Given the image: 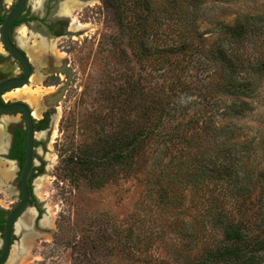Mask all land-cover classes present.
Masks as SVG:
<instances>
[{
  "label": "rangeland",
  "instance_id": "rangeland-1",
  "mask_svg": "<svg viewBox=\"0 0 264 264\" xmlns=\"http://www.w3.org/2000/svg\"><path fill=\"white\" fill-rule=\"evenodd\" d=\"M62 1L59 9L77 24L57 46L73 70L64 98L44 113L42 96L54 88L37 74L25 85L39 93L35 106L5 97L23 99L38 112L36 123L46 120L34 133V166L42 170L5 264H193L223 244L228 219L251 242L263 239L264 68L254 72V57L264 65V0H196L181 38L174 34L186 0H145L146 44L154 50V41L168 42L181 52L172 56L176 63L160 65L154 53L139 56L140 37L130 30L138 27V0ZM239 17L256 21V30L232 43L225 29ZM218 42L234 55L245 51L244 93L219 90ZM170 131L188 137L170 146ZM142 132L149 136L140 142ZM215 163L227 168L219 177L230 176L210 175ZM7 178L0 181L2 216L19 201ZM256 255L264 264V249Z\"/></svg>",
  "mask_w": 264,
  "mask_h": 264
},
{
  "label": "flooded vegetation",
  "instance_id": "flooded-vegetation-1",
  "mask_svg": "<svg viewBox=\"0 0 264 264\" xmlns=\"http://www.w3.org/2000/svg\"><path fill=\"white\" fill-rule=\"evenodd\" d=\"M17 2L18 0H0V85L5 82L24 78L27 71L28 76L21 85L8 86L4 87V89L0 88V102L3 105H9L15 102L25 103L23 99L14 98L9 100V98L5 99V97H7V94L25 87L33 74H37L40 79L49 80V83L53 84L52 88H54V90L49 91L48 94H44L42 99H44V96L54 93L62 86L67 77L66 73L62 72V70L67 67L70 68V60L68 57L61 56L57 53V46L62 43V38L64 36L76 33L77 31L75 27L77 24H74L75 20L71 18L70 13L66 11L62 12L59 9L61 8L60 4L64 1L24 0L21 10L8 25L7 38L10 44L26 59L28 64L27 69L25 63L16 57L8 48L3 38L5 18L10 14ZM84 2H86V0H78L76 4H83ZM70 69L72 70V68ZM37 97L40 96L37 95ZM42 104L44 107L42 111L44 113L47 109L55 106H47L44 100H42ZM26 105L28 106V104ZM31 113L33 115L32 111ZM1 114L4 115V118L0 119V122L3 124L0 128V170H2L4 164H7L6 169L8 168V170L5 171L6 173L4 174L0 173V181L6 180L8 177L6 185L7 190L9 192L11 191V193H14L15 186H17L19 190V203L22 197L20 180L21 171L23 170L26 160L28 127L22 110L8 112L0 109V115ZM14 114H19V117L16 119ZM42 119L45 118L43 117ZM33 128L35 133L40 130V128L36 126L35 121L33 122ZM43 128H41V130ZM35 139L36 138H34L33 144L32 165L26 177L28 188L27 204L33 200V177L42 170L41 167L35 168L34 166V149L37 143ZM0 212L2 211L0 210ZM23 212L18 215V217L21 216ZM7 216L3 215L2 217L5 218V221L0 223L3 224V239L0 247V254L3 247L4 226ZM16 222L17 221H14V224H16ZM14 230L15 228H13V233L11 235V245L15 241Z\"/></svg>",
  "mask_w": 264,
  "mask_h": 264
},
{
  "label": "trees",
  "instance_id": "trees-1",
  "mask_svg": "<svg viewBox=\"0 0 264 264\" xmlns=\"http://www.w3.org/2000/svg\"><path fill=\"white\" fill-rule=\"evenodd\" d=\"M186 1L182 3V7L186 8L185 10H183L184 11L183 14L182 13L177 14L178 19H179L178 23L180 25L178 26L179 27L178 32L175 31L176 33L174 35L176 36V34H178L179 38H181L179 34L180 32L184 33V31H186L187 33H189V31L191 30V26L193 24L192 11L195 12V10H197L195 8L196 0H189V2H186ZM136 6H138V9H139V12H138L139 14L137 13L136 15L138 27L135 28L132 25L130 26V30L135 31L136 33L135 35L137 39L140 37L141 52L139 56L140 57L149 56L151 53H154V56H155L154 62L157 61L159 65H160V62L165 63V62H168L169 60L171 61V63H173L174 58L172 56H176L178 58L181 52H179L178 49L176 50V52L171 51L170 49H172L171 46L173 45L168 44V42H162L161 44H158L156 42L157 40L154 41V50H152L153 49L151 48L152 46L146 44V39L148 35L147 33L148 22L147 21H148V15L150 13V10H149L147 3H145V0L136 1ZM161 17H162L161 15L157 16L154 12V23L157 24L158 22H161L160 20ZM255 24H257V22L253 20L251 21L249 17H246L244 20H242L241 17H239L236 24H233V26H230L225 29V33H227L226 40L232 43L233 41L235 43L242 42L245 39L246 35H249L256 30V29H253V26H255ZM157 27L161 28V24L158 23ZM182 27H184V29ZM156 33H159V32L157 31ZM216 44L217 46H216L215 57L220 62V67H221V71L219 72V76H218L219 78L218 81L220 82V84H218L219 90L229 95H233V94L236 95V94L244 93V85L246 84L245 83L246 80H248L247 78H249V77H244L245 51H244V54H240V56H238V55H234L232 51H231L232 53H230L224 47V44L220 42ZM176 57H175L174 63L177 62ZM249 60H251L250 57H249ZM254 60H255L254 72H257V70H262V68H264V65H261L262 62L258 61V57L257 58L254 57ZM132 85L133 86L130 85V87H133V92L137 91L138 96H139L141 88L135 87V84H132ZM132 97L133 96L131 95L130 98ZM209 98L210 97H208V99ZM206 101L208 103V100ZM235 106H236L235 108L237 109L240 106H242V104L235 105ZM188 122L193 123L194 121L189 120ZM45 124H46V120L42 119L40 122L36 123V126H38L41 130V128L45 127ZM143 132H142L143 137L141 136L142 138L140 142H142L143 139L145 141L147 136H149L148 133L147 135H145V133ZM177 133L175 131H170V134L164 133L165 138L167 139L163 141L166 143L169 142L168 145L170 146L171 145L174 146L178 143V141L183 140L182 137L184 136L188 137L186 132L185 133L177 132ZM156 134L159 136L161 135L160 133H156ZM184 140L187 141V139H184ZM115 151L113 152L112 157L114 158L123 157V155H119V153ZM192 164L193 166H195L197 163L196 161H192ZM214 168H217L218 170L212 169L210 175H212L213 172H217L216 176H214L216 177V180L223 178V177L230 176V172H229V176H227V174H224L223 177H219L221 176V170H223L224 168L225 170H227V168L223 167L221 163L220 164L215 163ZM156 173L157 171L155 172V175ZM159 173L161 175L164 174L162 170H159ZM178 173H181V169L179 168V166H178ZM178 173H173L174 178L177 177L176 175H178ZM198 175L201 176L204 174H202L201 172V174L199 173ZM4 221H5V218L2 217V213L0 212V223ZM227 221L228 222H226V224H223V240H222L223 244L214 246L209 251L207 250V252H205V256H201V259L197 260L193 264H259L260 263L259 256H257L256 254H258L259 251L264 249V237L263 239H257L255 243H253L251 242V240H253L254 237L247 238V236L241 232V225L239 222L237 221L234 222V219H231V220L228 219ZM260 225L263 228L262 229V232H263L264 231V219H261ZM0 229L1 230L3 229V224H0ZM259 234L260 233L254 236L258 238Z\"/></svg>",
  "mask_w": 264,
  "mask_h": 264
},
{
  "label": "water",
  "instance_id": "water-1",
  "mask_svg": "<svg viewBox=\"0 0 264 264\" xmlns=\"http://www.w3.org/2000/svg\"><path fill=\"white\" fill-rule=\"evenodd\" d=\"M23 4H24V0H18L17 4L12 9L10 14L5 18L4 27H3V38L8 48L16 55V57H18L21 61L25 63L28 69V64L26 62V59L10 44L7 38L8 25L13 20V18L17 15V13L21 10ZM62 72L66 73L67 75L66 81L64 82V84L57 91H55L52 94L44 96V99H42L44 100L47 106H54L59 101H61L63 99V96L66 90L69 87V84L73 80L72 70L70 68L68 67L64 68ZM27 76H28V71L24 78L19 79V80H14V81L12 80L9 82H5L4 84L2 83L0 85V88L4 89V87H8V86L21 85L25 82V80L27 79ZM0 109L3 111H8V112L22 110L24 112L26 124L28 127L26 160L24 163L23 170L21 171L22 174H21V180H20L22 197H21L20 202L17 204V206L14 209H12V211L8 214L6 218L5 226H4V240H3L2 252L0 254V264H5L6 261L9 259V255L11 251V248H10L11 247V243H10L11 235L13 233V228L16 227V224H14V221H16L20 217V216L18 217V215H20L24 211L26 204H27V200H28V188H27V183H26V177L32 165L35 131L33 128L34 121H33L32 113L29 107L25 103L15 102L13 104L3 105L0 102Z\"/></svg>",
  "mask_w": 264,
  "mask_h": 264
},
{
  "label": "bare ground",
  "instance_id": "bare-ground-1",
  "mask_svg": "<svg viewBox=\"0 0 264 264\" xmlns=\"http://www.w3.org/2000/svg\"><path fill=\"white\" fill-rule=\"evenodd\" d=\"M73 4H76V1H74ZM79 5V4H78ZM69 6V5H68ZM24 88V89H23ZM22 89L20 90H17L13 93H10V94H7L8 97H13V96H17V97H22V98H26L27 100H29V102L32 104V105H36L37 104V95H33L32 91L30 90L31 88L30 87H23ZM39 95V93H38ZM39 108V107H38ZM33 115L34 116H38V112L36 111H33ZM29 218V217H28ZM23 225V224H22Z\"/></svg>",
  "mask_w": 264,
  "mask_h": 264
}]
</instances>
